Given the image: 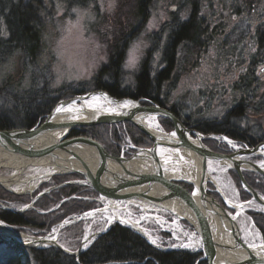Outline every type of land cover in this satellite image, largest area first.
I'll use <instances>...</instances> for the list:
<instances>
[{"label": "rangeland", "instance_id": "1", "mask_svg": "<svg viewBox=\"0 0 264 264\" xmlns=\"http://www.w3.org/2000/svg\"><path fill=\"white\" fill-rule=\"evenodd\" d=\"M134 3V0H88L86 7H72L68 10L62 3L52 1L51 7L48 8L49 17L46 19L42 34L43 52L40 62L41 66L48 67L51 73L52 80L49 87L52 90L66 89L59 93L61 95L79 88L87 90V93L94 92L91 85L92 80L98 70L108 63V45L118 35L121 37L125 34L129 35L130 43L120 69L121 83L124 87H131L146 53L152 47L154 49L161 48L165 41L167 28L174 21L187 20L192 6H194L196 9L195 21L202 23L200 30L203 44L197 51L189 47L179 52L174 72L178 83L176 89L168 96L166 107L168 109L173 106L178 109L183 108L186 113L188 112L191 121L194 122L219 121L230 110L241 107L243 110L239 121L240 129H253L257 126L264 129V114L260 115L262 110L257 107L255 100V97L264 98V73L257 76L264 69V62H261L264 54L258 52L255 40L247 36L248 34L247 37H243L244 32L248 29L250 31L253 28L264 26V0H152L147 9V20L138 30L134 29L138 20ZM150 62L151 68L157 69L160 63V50L152 54ZM252 71L254 75H251ZM19 73L18 59H12L1 65L0 89L7 83V92L10 93L14 87L10 84H17L16 79L19 77ZM38 77L39 81L41 76ZM30 82L31 79L29 80L28 77V80H21L18 84L21 89H26L27 83ZM151 122L149 120V123ZM152 128L162 129L165 133H169L165 131L158 118L155 119ZM104 130L106 133L111 132L108 129ZM116 130L119 131L118 128ZM120 131L125 132L121 129ZM137 136V134L134 135V137ZM120 138L123 139L119 145L118 157H124L128 149L144 148L133 145L130 140L131 135L127 133H124ZM224 138L231 141V143L223 144L224 147L232 148L233 151L242 148L236 141ZM219 141H222V138ZM207 142L210 143V141ZM209 146L213 147V144ZM108 149L112 151L110 148ZM243 160L256 163L264 168V158L262 157H246ZM167 172L169 173V170ZM13 173L14 170L9 168L0 169V177L3 178L9 177ZM207 174V195L215 199L229 215H236V211L229 208V205L243 204L235 217L242 242L248 246H264V229L261 231L249 215L251 212L264 215L261 207L251 199L242 198L231 173L218 162L208 163ZM33 175L32 169H26L21 177L23 180L25 177ZM61 178L64 176L50 178L47 182L39 185L31 196L11 195L12 197H6L1 192L0 204L19 211L28 206L31 199L47 189L77 180L70 179L60 183ZM65 201L68 199H61L59 203ZM36 202L19 215H27L30 218V212H34V210L40 215L49 213L37 211L35 209ZM58 205L49 208L48 211H54ZM101 208L102 206L99 204V207L89 209L84 213ZM0 210L3 209L0 208ZM138 210L135 207H128L125 212H97L78 223L62 228L57 233L56 242L64 249L75 252L83 240L103 230L108 220L117 215L136 223L150 241L156 240L158 246L187 248L191 252L194 251L193 246L190 247L189 244L194 236L187 223L178 220L174 222L171 215L164 212L145 213ZM145 215L151 218L145 217ZM153 217H157L159 221H154ZM74 218L77 217L72 219ZM58 224H53L44 234L31 228L5 225L16 233L44 237L50 235L52 229L57 230ZM261 256L264 257V253ZM5 257H7V253L0 254L1 261Z\"/></svg>", "mask_w": 264, "mask_h": 264}, {"label": "trees", "instance_id": "2", "mask_svg": "<svg viewBox=\"0 0 264 264\" xmlns=\"http://www.w3.org/2000/svg\"><path fill=\"white\" fill-rule=\"evenodd\" d=\"M52 1L62 3L68 10L72 7H86L88 5V0H0V66L12 59H18L20 73L16 80L20 82L21 80H28V77L29 80L31 79V82L27 83L26 89H21L18 82V85L10 84V86H14L10 93L7 92V83L0 89V130L31 129L43 122L45 116L50 113L58 101L68 100L88 92L79 88L76 91L61 95L59 93L66 89L60 88L54 91L49 87L52 80L51 73L48 67H42L40 62L43 52L42 34L46 19L49 17L48 8L51 7ZM150 1L134 0L137 11L136 17L138 18L134 25L135 30L140 29L147 20V9ZM195 13L196 9L192 6L188 21L172 22L167 28L162 47L159 49L152 47L146 53L131 87L122 85L120 71L130 43V37L126 34L121 37L118 35L108 45V63L102 66L94 76L91 84L92 89L105 91L116 99L141 100V105L152 103L168 110L185 125H194L195 130L201 134L221 135L248 148L255 147L264 141V129L261 126L247 130L240 129L239 121L243 110L241 107L230 110L219 121L210 122L191 121L188 112L186 113L183 108L178 109V107L173 106L168 109L166 107L168 96L176 89L178 83L174 72L179 52L189 47L197 51L201 49L203 44L201 25L199 21H195ZM159 50L160 63L154 70L150 66V60L152 54L155 51L159 52ZM38 76H41L39 81ZM263 99V97H255L257 107L262 110L260 115L264 114ZM158 120L166 132L172 131L170 121L164 118H158ZM117 128L119 131L116 130ZM104 129L111 132L106 133ZM120 129L125 132H121ZM124 133L131 135L130 140L137 147L149 148L151 146L149 139L130 124L75 128L68 137L92 139L99 143L109 155L118 157L119 145L123 139L120 137ZM136 134L138 136L134 137ZM205 142L209 148H212L209 146L210 144H213V147L216 145L211 140L210 143ZM134 152V149H128L124 157L129 158ZM229 172L242 198L250 200V196L242 189L235 172L233 170H229ZM243 177L248 186L264 198V178L249 171H243ZM70 179H80V177L77 175L64 176L60 179V183ZM182 186L191 190V187L185 184ZM1 192L6 197H12L11 194L0 188ZM65 198L68 201L59 203L61 199ZM97 198L98 195L91 189L66 186L43 196L36 202L35 209L37 211L49 213L40 215L34 210V212H30L31 217L29 218L27 215L0 210V221L8 226L31 228L44 234L49 231L53 224L70 220L73 217H78L84 211L99 207V204L94 202ZM57 204L59 205L54 211H48L49 208ZM249 215L257 227L263 231L264 215L252 212ZM1 253H7V257L2 261L0 259V264H206L205 261H199L200 254L156 251L133 231L119 225L112 226L107 233L97 238L77 259L68 257L54 248L31 250L2 240H0Z\"/></svg>", "mask_w": 264, "mask_h": 264}, {"label": "water", "instance_id": "3", "mask_svg": "<svg viewBox=\"0 0 264 264\" xmlns=\"http://www.w3.org/2000/svg\"><path fill=\"white\" fill-rule=\"evenodd\" d=\"M124 101L132 103L128 107H123ZM99 102L110 106L109 109L99 108ZM140 102L141 100L134 101L130 98L116 99L105 91L99 90L58 102L45 116L43 122L31 129L0 130V149L24 162L17 178V185L23 183L21 175L26 169L34 171L33 176L27 177L40 180L38 186L54 176L77 175L80 177V179L47 189L31 199L30 204L19 211L1 204L0 208L14 214H21L31 208L41 196L71 185L91 189L98 195L100 202L107 203L100 210L89 211L77 218L61 222L57 230H51L50 235L29 236L35 240L37 246L22 245L16 240L4 239L1 235L0 240L31 250L54 248L68 257L77 259L97 238L117 224L133 231L156 251L163 253L182 251L153 244L137 224L117 215L108 220L103 230L83 240L75 252L64 249L56 242L58 231L65 226L78 223L97 212L117 210L120 205H139L147 207L148 210L167 213L178 221L186 222L197 235L199 247L195 253H200L201 260L207 264H264V257L255 254V247L248 246L241 240L235 217L243 204L238 208L229 205V208L236 211V215H229L215 199L206 193L207 164L218 162L226 169L235 172L242 189L264 213V198L249 187L243 177V171H249L264 178V168L243 160L250 156H264V143L254 148L236 149L231 154L214 153L203 145V135L196 131H188L168 110L152 103L141 105ZM57 109L60 110L57 111ZM157 118L170 121L173 130L165 133L159 129L162 135H156L149 120L155 122ZM121 124H130L139 130L149 139L151 147L135 149L129 158L113 157L92 139L68 137L75 128ZM58 131H64V134L61 137L54 136V133ZM224 140L229 143V140L225 138ZM157 149H165L172 153L181 151L187 153L200 167L198 184L195 186L191 182L173 178L157 156ZM137 162L148 165V169H144L145 173L137 171ZM44 165L49 172L43 171ZM183 184L192 186V192H187ZM0 187L16 196H31L37 188L17 193L3 185L1 180ZM8 230L12 231L9 228ZM12 233L16 234L14 231ZM223 235L230 238V244L224 243ZM51 236L53 239L48 240Z\"/></svg>", "mask_w": 264, "mask_h": 264}, {"label": "bare ground", "instance_id": "4", "mask_svg": "<svg viewBox=\"0 0 264 264\" xmlns=\"http://www.w3.org/2000/svg\"><path fill=\"white\" fill-rule=\"evenodd\" d=\"M152 1V0H151ZM150 1V2H151ZM98 104V107L101 109H109L110 106L107 104L101 103ZM151 127H154V122L152 121ZM156 135L161 136V131L154 128L153 129ZM64 134V131H58L54 133V136L56 137H61ZM157 156L165 165L167 170H169V174L173 178L181 179L187 182H191L195 186L198 184L200 180V167L196 163L195 160H193L187 153L181 151L180 153H172L171 151L165 150V149H157L156 151ZM24 166V162H21L17 158H15L12 154L1 150L0 149V169L1 168H9L14 170V173L10 177H0L1 182L3 185H5L8 188H11L13 191L17 193H21L23 191H29L32 190L33 188L37 187L38 184L40 183V180H35L33 177H27L23 180H21L23 183L21 185H17V178ZM46 165L43 166V171L44 172H49ZM137 171L145 173L144 169H148V165L144 162H137L136 165ZM16 183V184H15ZM233 207V206H232ZM236 208L238 206H234ZM116 216V215H115ZM149 218V217H148ZM13 231H9L4 224L0 222V235L4 239H13L19 242L22 245L26 246H37L35 243V240L30 238L28 235L23 234V233H12ZM22 234V235H21ZM53 239V236H51L48 240ZM224 243L225 244H230V238H227V236L223 235ZM254 252L257 256H261L262 253H264V246L263 245H257L254 249Z\"/></svg>", "mask_w": 264, "mask_h": 264}, {"label": "flooded vegetation", "instance_id": "5", "mask_svg": "<svg viewBox=\"0 0 264 264\" xmlns=\"http://www.w3.org/2000/svg\"><path fill=\"white\" fill-rule=\"evenodd\" d=\"M236 1H239V0H236ZM191 15V14H190ZM190 15L188 16V18H187V20H185V21H188L189 20V18H190ZM196 18V17H195ZM200 22V21H199ZM200 25H202V23L200 22ZM202 34V33H201ZM248 34V35H247ZM253 34V35H252ZM250 36V38L251 39H254L255 40V46L257 47V49L259 50L258 52L259 53H261V52H263V54H264V26H262L261 28H257V29H255V28H253V29H251L250 31H249V29L247 30V31H245L244 32V34H243V37H245V36ZM246 36V37H247ZM261 62H264V57H263V59L261 60ZM264 73V69L263 70H261V72L257 75L258 77L260 76V75H262ZM251 75H254V73H253V71L251 72ZM256 76V77H257ZM180 121V120H179ZM181 122V121H180ZM182 123V122H181ZM182 125H183V127H185L188 131H195V128L193 127L194 125H185L184 123H182ZM172 130H173V127H172ZM196 132H197V130H196ZM199 133V132H198ZM199 134H201V133H199ZM203 136H204V139L202 140V143H203V145L206 147V148H208L210 151H212V152H214V153H219V154H231L232 152H233V150H232V148H226V147H221V145H223V144H228V143H226L225 142V140H224V137L223 136H221V135H212V134H202ZM219 138V139H218ZM221 138H222V141H219V140H221ZM210 140H213V142L216 144L215 145V147H212V148H209L207 145H206V142L205 141H210ZM262 143H264V141L263 142H261V143H259V144H262ZM259 144H257L256 146H258ZM238 146H240V147H242V148H248V147H246V146H243L242 144H239L238 143ZM255 146V147H256ZM242 148H239V149H242ZM252 148H254V147H252ZM219 151H221V152H219ZM263 152H264V148H263ZM250 157H256V156H250ZM257 157H262V158H264V156H257ZM224 167V166H223ZM227 170H230V169H227ZM207 173H208V164H207ZM179 180H181V179H179ZM208 182V179L206 180V183ZM184 185V184H183ZM186 185V184H185ZM186 186H189V187H191V190H187V189H185L187 192H189V193H191L192 192V186H190V185H186ZM94 202H96V203H98V204H100L101 206H103V205H107V203H105V202H100L99 201V198H97V199H95L94 200ZM218 203V202H217ZM219 204V203H218ZM220 205V204H219ZM128 207H132V208H137V209H139V210H141V212H153V213H161V212H159V211H153V210H148V209H146L147 207H145V206H139V205H134V206H125V205H120L119 206V208L117 209V210H113V211H121V212H125L126 211V209L128 208ZM138 210V211H139ZM108 212H111L112 213V211H109L108 210ZM145 217H148V215H145ZM171 217V219H173V221L174 222H176L175 220V218L173 217V216H170ZM149 218H151V217H149ZM154 221H159L158 219H157V217H153L152 218ZM157 219V220H156ZM186 223V222H185ZM136 224V223H135ZM170 224H172V223H170ZM115 225H117V224H115ZM173 225V224H172ZM188 225V224H187ZM114 226V225H113ZM188 228L193 232V236H194V238H193V240L189 243L191 246L190 247H192L193 246V248H194V251L193 252H191V251H189V249H187V248H174V249H181L182 251H175V252H184V253H187V254H200V253H198V252H196L195 253V251L197 250V248L199 247V244L196 242V240H197V235L195 234V232H194V230L188 225ZM241 236V235H240ZM174 252V251H173ZM201 255V254H200ZM202 259V255H201V258H200V260L199 261H202L201 260ZM207 264V263H206Z\"/></svg>", "mask_w": 264, "mask_h": 264}, {"label": "snow or ice", "instance_id": "6", "mask_svg": "<svg viewBox=\"0 0 264 264\" xmlns=\"http://www.w3.org/2000/svg\"><path fill=\"white\" fill-rule=\"evenodd\" d=\"M132 102L131 101H124L123 103V107H128ZM60 109H57V111H59ZM173 135H175V133H173ZM229 143H231V141H229ZM153 244H156V240H152L151 241ZM85 247H87V245H85Z\"/></svg>", "mask_w": 264, "mask_h": 264}, {"label": "built area", "instance_id": "7", "mask_svg": "<svg viewBox=\"0 0 264 264\" xmlns=\"http://www.w3.org/2000/svg\"><path fill=\"white\" fill-rule=\"evenodd\" d=\"M196 242H197V240H196Z\"/></svg>", "mask_w": 264, "mask_h": 264}]
</instances>
